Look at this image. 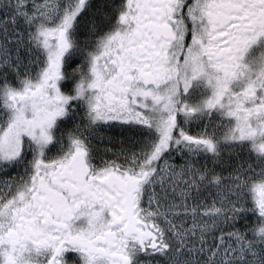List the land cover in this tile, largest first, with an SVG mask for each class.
<instances>
[{
    "label": "snow or ice",
    "instance_id": "obj_1",
    "mask_svg": "<svg viewBox=\"0 0 264 264\" xmlns=\"http://www.w3.org/2000/svg\"><path fill=\"white\" fill-rule=\"evenodd\" d=\"M0 264H264V0H0Z\"/></svg>",
    "mask_w": 264,
    "mask_h": 264
}]
</instances>
